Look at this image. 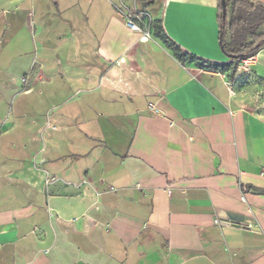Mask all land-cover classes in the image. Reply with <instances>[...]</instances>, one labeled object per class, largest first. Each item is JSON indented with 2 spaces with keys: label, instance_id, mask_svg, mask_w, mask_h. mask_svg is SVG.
I'll use <instances>...</instances> for the list:
<instances>
[{
  "label": "crops",
  "instance_id": "1",
  "mask_svg": "<svg viewBox=\"0 0 264 264\" xmlns=\"http://www.w3.org/2000/svg\"><path fill=\"white\" fill-rule=\"evenodd\" d=\"M219 5L0 0V264H264V47L152 33L230 63Z\"/></svg>",
  "mask_w": 264,
  "mask_h": 264
},
{
  "label": "trees",
  "instance_id": "2",
  "mask_svg": "<svg viewBox=\"0 0 264 264\" xmlns=\"http://www.w3.org/2000/svg\"><path fill=\"white\" fill-rule=\"evenodd\" d=\"M220 23V46L229 56L230 63H213L202 60L198 56L187 53L173 42L162 27L159 20L154 21L152 33L160 39L166 47L173 51V55L182 63L194 62L201 69L215 72L230 71L234 76L238 63L255 55L264 47V32L257 31V27L264 23V5L254 0H218ZM228 36V38H227Z\"/></svg>",
  "mask_w": 264,
  "mask_h": 264
},
{
  "label": "built area",
  "instance_id": "3",
  "mask_svg": "<svg viewBox=\"0 0 264 264\" xmlns=\"http://www.w3.org/2000/svg\"><path fill=\"white\" fill-rule=\"evenodd\" d=\"M126 24L128 27H130L132 30L138 32V33H141V40L144 42V41H147L151 38V33H149L147 30L143 29L139 24H137L133 18L129 17L127 20H126ZM153 110L157 111L158 112V109L155 108V107H152Z\"/></svg>",
  "mask_w": 264,
  "mask_h": 264
},
{
  "label": "rangeland",
  "instance_id": "4",
  "mask_svg": "<svg viewBox=\"0 0 264 264\" xmlns=\"http://www.w3.org/2000/svg\"><path fill=\"white\" fill-rule=\"evenodd\" d=\"M143 29L146 30L145 27ZM245 67H246V65H238V69H237V70H239V68L241 69L240 70V75H241L240 80H241L242 85L246 84V82L244 81V78H243L244 76H252V74H247V72H245L246 71Z\"/></svg>",
  "mask_w": 264,
  "mask_h": 264
},
{
  "label": "water",
  "instance_id": "5",
  "mask_svg": "<svg viewBox=\"0 0 264 264\" xmlns=\"http://www.w3.org/2000/svg\"><path fill=\"white\" fill-rule=\"evenodd\" d=\"M229 217H230L231 220L235 221L236 223H240L243 220V217H241L239 215L236 216V215L230 214Z\"/></svg>",
  "mask_w": 264,
  "mask_h": 264
}]
</instances>
